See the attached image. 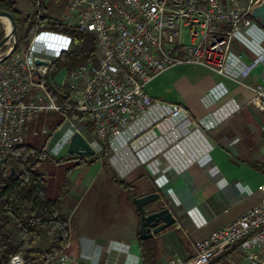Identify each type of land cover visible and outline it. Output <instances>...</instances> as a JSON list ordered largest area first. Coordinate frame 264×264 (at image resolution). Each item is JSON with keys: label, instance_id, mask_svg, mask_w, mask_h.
I'll list each match as a JSON object with an SVG mask.
<instances>
[{"label": "built area", "instance_id": "2783aa9c", "mask_svg": "<svg viewBox=\"0 0 264 264\" xmlns=\"http://www.w3.org/2000/svg\"><path fill=\"white\" fill-rule=\"evenodd\" d=\"M262 1L247 0L242 7L241 0H72L63 24L95 37L96 62L67 73L58 87L69 92L72 105L63 106L44 82L48 66L36 64L40 59L35 37L25 50H16L5 61L2 60L12 45L0 51V163L25 144L28 123L41 112L76 111L89 115L98 140L89 143L97 154L101 153L99 142L114 146L117 137L154 109L156 103L147 94L146 86L162 73L185 64L234 79L243 87L248 103L264 113V77L254 85L244 82L256 67L264 74V48L253 33L257 28L264 35V26H258L252 17ZM235 42L255 54L251 64L238 56L239 73L231 68ZM185 114L182 107L173 106L169 118L179 121ZM83 131V125L66 117L65 124L52 135L47 128L42 135L47 138L49 154L58 157L72 136L76 132L84 135ZM175 137L173 132L158 145L175 142ZM261 191L263 198L257 206L209 238L196 241L191 260L177 258L168 264H211L230 251L250 264H264V185ZM68 248L69 241L47 264H86L85 258L72 256ZM97 249L102 253L101 248L96 246ZM7 264H25V260L16 254ZM89 264L117 263L106 259Z\"/></svg>", "mask_w": 264, "mask_h": 264}, {"label": "crops", "instance_id": "0c3cea01", "mask_svg": "<svg viewBox=\"0 0 264 264\" xmlns=\"http://www.w3.org/2000/svg\"><path fill=\"white\" fill-rule=\"evenodd\" d=\"M70 1L45 0L44 4L53 19L61 20ZM246 4L241 2L242 7ZM256 23L262 25L258 20ZM253 33L264 48L262 32L254 28ZM70 43L63 35L41 32L35 36L34 46L40 61L50 64L69 50ZM238 56H242L245 64L255 59L251 50L235 42L231 59L235 73H239ZM263 77L261 68L256 67L244 82L254 85ZM145 90L156 103L154 109L117 137L114 146H109L106 167L103 160L96 162L101 163L102 171L110 169L112 177L132 184L133 198L151 193L160 195L159 201L147 207L148 212L167 207L177 225L150 238L158 249V263L168 264L177 258L188 262L194 257L196 241L209 238L261 202L264 113L248 103L243 87L234 79L194 64L171 68L156 77ZM173 106L184 109L183 119L169 118ZM173 132L177 136L175 142L158 145ZM89 134L90 143L98 141L94 132ZM80 157L68 162L77 164L90 160ZM95 158H100V153ZM82 180L83 177H79L71 183L63 202L68 219L77 217L79 258H85L86 264L96 260L102 263L106 259L117 264H142L140 213L133 198L127 218H116L126 222H88L77 214L84 200L79 190L88 191V187L80 183ZM96 246L102 253L95 250ZM211 264L250 263L230 251Z\"/></svg>", "mask_w": 264, "mask_h": 264}, {"label": "trees", "instance_id": "16d2710c", "mask_svg": "<svg viewBox=\"0 0 264 264\" xmlns=\"http://www.w3.org/2000/svg\"><path fill=\"white\" fill-rule=\"evenodd\" d=\"M21 3L31 10L26 17L19 9ZM0 10L11 14L16 22L17 51H22L23 48L25 50L32 37L40 32H53L71 39V49L62 52L48 65L47 69L51 74L63 68L71 71L90 62H96L95 37L92 34L67 29L63 22L51 18L48 7L42 4V0H0ZM5 35V25L0 21V42ZM6 49L7 47H4L2 51ZM47 87L59 105H72L66 89L62 92L60 87H52L48 83ZM62 114L81 123L88 133L94 132L95 124L89 115L76 111H65ZM63 121L64 119H53L49 127L55 131ZM101 146L100 158H91L89 161L83 159L84 161L69 168L67 173L93 164L99 159L103 160L106 167L109 144L102 141ZM45 156L44 153L38 155L33 146L24 144L11 152L9 160L0 163V264H7L16 254L23 256L25 264H47L69 241V220L62 214L61 201L49 197L45 175L40 171L49 159ZM46 167L52 168L49 165ZM113 180L123 189L133 188L132 184L119 181L115 177ZM38 243H49V246L38 248ZM139 245L142 264H147V260H152V264H156L157 250L154 241L139 240Z\"/></svg>", "mask_w": 264, "mask_h": 264}, {"label": "rangeland", "instance_id": "374dc122", "mask_svg": "<svg viewBox=\"0 0 264 264\" xmlns=\"http://www.w3.org/2000/svg\"><path fill=\"white\" fill-rule=\"evenodd\" d=\"M44 1L45 0H42V4H44ZM117 1H121V0H117ZM241 2L247 3V0H241ZM19 9L23 11L25 17L31 13L30 8L24 3L20 4ZM63 20L64 18L56 21L63 22ZM4 25L6 29L7 26L5 23ZM34 37H32L29 45L32 43ZM6 47L7 49L5 51L9 50V46ZM69 49H71V43ZM46 72L47 74L44 77V82L46 86L48 83L52 87H57L58 85L60 86L65 81V78L69 70L67 68H63L59 70L57 73L51 74V72H48V69H46ZM65 118L66 117H64L62 113H56V112L37 113L28 123V129L25 133V144L33 146L38 155L44 153L46 154L45 157L47 158L49 157V159L46 160L45 166H43L40 170L45 175L44 179L49 197L51 199H58L61 201L62 214L68 219L69 213L68 214L66 213L63 202H65L66 195L68 193L67 191L70 189L71 183L72 182L75 183L79 177H83V180L80 183L83 186L88 187V191L85 193L79 190V193L84 195L83 196L84 200L77 211L78 217L82 219L85 218V220H88V222H95L96 224L126 222L127 220H116V218H121V219L127 218L128 207L130 205L132 206L133 203L132 192L128 188L123 189L121 186H117L115 184L112 174L110 173L111 171H109L110 169H105L104 171H102V167L100 165L101 163L94 162L93 164H90L86 167L77 168L73 170L70 174H68L67 171L69 170V168H72L75 165V161L69 163L68 160L80 156L68 154L67 149L63 151L62 154L59 155L58 157H53L49 154L47 150L48 147L47 138L42 135V130L47 128L49 133L52 135L55 131L49 127V124L53 122V119H57V120L64 119L63 123L61 124L62 126L65 124ZM83 133L87 139L91 138L90 134L87 131H83ZM56 137L57 139L59 138L58 135ZM86 158L91 159L95 157H86ZM47 165L51 166L52 168L48 169V167H46ZM135 188L137 190L136 185ZM76 218L77 217H74L73 219H68L70 223L69 225L70 248L67 249V252L72 256L79 258L81 244H80L79 234L75 227ZM47 246H49V243L37 244L38 248L39 247L47 248ZM156 250H157L156 264H159L157 246H156ZM147 264H152V260H147Z\"/></svg>", "mask_w": 264, "mask_h": 264}, {"label": "water", "instance_id": "95a60500", "mask_svg": "<svg viewBox=\"0 0 264 264\" xmlns=\"http://www.w3.org/2000/svg\"><path fill=\"white\" fill-rule=\"evenodd\" d=\"M252 17L261 22V24L264 26V0L253 10ZM3 19L8 20L9 27L6 28L5 38L0 42V51L4 47L12 45L9 54L2 60L5 61L18 49V32L16 22L12 15L0 10V21L3 22ZM36 64L38 67L48 66V63L40 60L37 61ZM35 74L36 76H40L39 72H36ZM67 153L82 157H95L97 155V152L93 146L89 143L85 136L79 132H76L72 136L67 147ZM159 199L160 195L158 193H151L142 197H136L133 200L137 210L140 213L141 240H148L153 235L159 234L170 227H176L177 225L176 218L167 207H162L160 210L152 213L148 212L147 207L156 203L159 201Z\"/></svg>", "mask_w": 264, "mask_h": 264}, {"label": "bare ground", "instance_id": "6f19581e", "mask_svg": "<svg viewBox=\"0 0 264 264\" xmlns=\"http://www.w3.org/2000/svg\"><path fill=\"white\" fill-rule=\"evenodd\" d=\"M3 22L6 24L7 28L9 27V22L6 19H3Z\"/></svg>", "mask_w": 264, "mask_h": 264}]
</instances>
